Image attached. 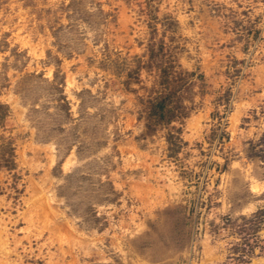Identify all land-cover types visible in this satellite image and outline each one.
Masks as SVG:
<instances>
[{"label":"rangeland","instance_id":"rangeland-1","mask_svg":"<svg viewBox=\"0 0 264 264\" xmlns=\"http://www.w3.org/2000/svg\"><path fill=\"white\" fill-rule=\"evenodd\" d=\"M162 43L188 112L149 131ZM0 102V264H264V0H0Z\"/></svg>","mask_w":264,"mask_h":264},{"label":"trees","instance_id":"trees-1","mask_svg":"<svg viewBox=\"0 0 264 264\" xmlns=\"http://www.w3.org/2000/svg\"><path fill=\"white\" fill-rule=\"evenodd\" d=\"M172 25L171 22L167 23L168 27ZM165 51L167 49H165L163 43L158 49L154 48V45H149L148 59L143 61L142 58L138 57L136 67L127 72L124 82L129 87L131 83H142L141 72L143 69L155 73L156 79L152 87L149 89L141 87L147 91V95L139 97V107L141 108L138 119L144 121L146 129L149 131H156L159 128L170 126L173 122L186 117L188 112L183 103V91H187L188 77L192 76L193 73L178 71L176 64L170 59L172 56L168 52L167 65L165 63V66H163L161 59L159 62L157 58L166 56ZM156 61L157 64H155ZM9 113V106L0 102L1 123ZM167 139L169 144L173 146L180 137L170 132ZM15 165V149L12 145L1 146L0 168L12 169Z\"/></svg>","mask_w":264,"mask_h":264},{"label":"bare ground","instance_id":"bare-ground-1","mask_svg":"<svg viewBox=\"0 0 264 264\" xmlns=\"http://www.w3.org/2000/svg\"><path fill=\"white\" fill-rule=\"evenodd\" d=\"M258 186V185H257ZM257 189V188H256ZM258 189H259V187H258ZM263 190V189H262Z\"/></svg>","mask_w":264,"mask_h":264}]
</instances>
